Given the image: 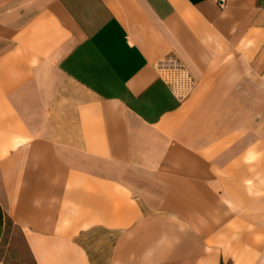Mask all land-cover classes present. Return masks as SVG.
<instances>
[{
  "label": "crops",
  "instance_id": "crops-1",
  "mask_svg": "<svg viewBox=\"0 0 264 264\" xmlns=\"http://www.w3.org/2000/svg\"><path fill=\"white\" fill-rule=\"evenodd\" d=\"M33 264H264V0H0V247Z\"/></svg>",
  "mask_w": 264,
  "mask_h": 264
},
{
  "label": "rangeland",
  "instance_id": "rangeland-1",
  "mask_svg": "<svg viewBox=\"0 0 264 264\" xmlns=\"http://www.w3.org/2000/svg\"><path fill=\"white\" fill-rule=\"evenodd\" d=\"M0 264H33L20 230L10 223L0 247Z\"/></svg>",
  "mask_w": 264,
  "mask_h": 264
}]
</instances>
